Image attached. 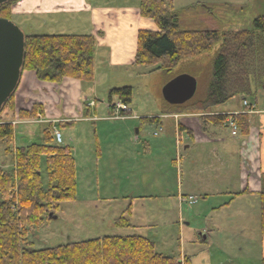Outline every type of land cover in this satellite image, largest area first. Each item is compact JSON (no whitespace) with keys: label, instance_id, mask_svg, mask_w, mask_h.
<instances>
[{"label":"rangeland","instance_id":"1","mask_svg":"<svg viewBox=\"0 0 264 264\" xmlns=\"http://www.w3.org/2000/svg\"><path fill=\"white\" fill-rule=\"evenodd\" d=\"M16 1L7 2L11 3L10 13ZM62 2L66 5H59L63 7L57 10L62 12L11 16L10 21L23 35L75 34L76 29L68 23L71 15L67 14V0ZM173 9L179 15L183 30L249 31L253 30V19L264 15V0H173ZM217 46L195 63L179 64L171 74L173 77L193 76L197 81L195 97L205 91ZM101 61H96L94 69L96 93L92 99L96 103V113L88 105L90 113L84 112L82 119L74 120L71 125L64 116L61 119L65 123L54 122V129L62 140L59 145L68 146L72 151L76 198L58 203V210L29 234L27 248L40 250L106 236L137 235L150 240L157 253L179 259L184 264L187 258L191 264H258L261 256L255 240L259 236L252 227L244 230L242 225H249L257 215L259 218L260 207L255 200L253 210L246 205V198L239 197L243 194L238 192L240 175L235 160L224 153L221 159V150L216 147L211 156L207 155L210 149L205 146L181 150L186 143L184 134L181 146L177 141L176 147L173 132L165 137L169 127L159 131L153 123L140 121V117L161 112L164 107L161 89L168 82V76L161 71L135 66L128 79L114 83ZM109 82L118 88L132 89L128 106L132 117L111 118L106 109ZM245 98L248 105L258 103V109L264 108L263 90ZM241 102L240 97H234L228 105ZM163 112L170 114L167 109ZM3 120L11 119L5 115ZM33 121H40V118L15 125V148L42 142L46 124ZM219 128L223 134L229 133L228 128L222 125ZM154 131L158 135L155 136ZM13 144L12 151L15 150ZM6 146L5 142L0 143V168L11 169L12 157L5 155ZM229 164L233 165L228 169ZM203 178L209 183L215 182L205 186L214 196L205 200L199 197L196 204H188L185 199L195 192ZM42 181L44 184L47 181L44 171ZM180 186L184 190L187 188L182 195Z\"/></svg>","mask_w":264,"mask_h":264},{"label":"trees","instance_id":"2","mask_svg":"<svg viewBox=\"0 0 264 264\" xmlns=\"http://www.w3.org/2000/svg\"><path fill=\"white\" fill-rule=\"evenodd\" d=\"M138 1L140 16L151 20L157 31L138 32L135 66L161 71L169 81L179 64L195 63L218 45L204 93L178 106L163 101L162 112L167 109L169 113L195 110L206 113L209 108L224 105L234 97L246 101V95L256 96L263 88L264 15L253 19V30L249 31L183 30L179 15L173 9V0ZM10 5L9 2L0 6V19L10 20ZM24 43L22 72H33L37 80L54 84H61L67 78L85 83L93 81L94 36L29 34L24 35ZM132 96L130 87L111 88L107 92V104L111 105L115 99L128 107ZM13 100L14 93L0 110V143L7 144L4 153L11 155L13 163L11 169L0 168V264H180L157 253L150 240L137 235L106 236L40 250L28 249L29 234L58 210V203L76 198V171L71 148L54 141L52 123H47L42 130L41 143L12 151L13 115L6 114L11 120L5 121L3 114L14 112ZM128 113L121 111V114ZM43 115V107L33 104L27 111L19 110L17 120H34ZM228 116H202L203 130L209 123L225 125ZM231 118L240 134L247 137L248 116L236 114ZM140 121L154 123L157 119ZM43 171L47 178L45 184ZM258 203L260 233L264 236V188L258 193Z\"/></svg>","mask_w":264,"mask_h":264},{"label":"crops","instance_id":"3","mask_svg":"<svg viewBox=\"0 0 264 264\" xmlns=\"http://www.w3.org/2000/svg\"><path fill=\"white\" fill-rule=\"evenodd\" d=\"M46 2L45 0H17L11 6V16H44L47 13L62 12L57 11L60 10V7H63L59 5H66L62 0H47ZM45 4L48 5L45 6ZM49 5L51 6L48 7ZM138 6V0H67V14L71 15L68 23L70 27L76 29L73 32L75 34L67 35H92L95 37L94 69H96V61L102 60L100 64L110 81H115L114 83H120L121 80L128 79L130 70H134L138 32L140 30L157 31V27L151 20L140 16ZM95 82L96 73L94 80L90 83L67 78L61 84H54L39 81L35 78L33 72L24 71L21 73L14 91V112L6 111L3 115H13L14 128L20 122L27 124L24 121L17 120L19 110L27 111L33 104H39L44 111L39 123H52L54 125L57 120L63 121L61 117L64 116L67 117V123L71 125L74 120L82 119L84 112L86 114L90 113L88 105L92 106L94 113H96V103L92 99L96 93ZM112 85L114 84L109 82L107 88H117ZM261 90L264 92V88ZM114 101L116 100L113 99ZM228 103L209 108L206 113L195 110L163 114L164 112L161 109L159 114H147L146 117H140L139 119L156 118L157 121L153 124L157 129L161 127L162 131L168 130L167 127H169V132L165 133V137H170V133L173 132L176 138V147L178 144L181 146L184 134L186 143L182 145L181 150H192L197 146H205L210 149L207 155L211 156L213 147H216V149L221 150L219 154L221 159L223 153L225 156L233 158L240 175L238 180L240 189L238 192L243 194L239 197L246 198V205L248 204L254 210V201H258V193L264 188V108L258 109V103L247 104L248 108L246 109L243 106V101L235 106L233 103L230 105ZM106 109L109 112L107 104ZM130 113H132V110H129V116L126 118L132 117ZM236 114H246L248 116L250 129L247 137H243L240 133L236 137H232L230 131L223 134L219 130L221 125L216 126L209 123L205 126L206 130H203L201 125V117L205 115L228 116ZM133 118L136 117L133 116ZM179 126L182 127V130H179ZM154 133L156 132L154 131ZM15 144L14 141V148L16 147ZM216 155L218 156V154ZM232 165L229 164L227 168H231ZM188 183L191 184V179L188 180ZM211 184H215V182L209 183L208 179H201L194 192L195 195L193 193L190 196L201 197L203 200L214 196L205 190V186ZM185 190L180 186V195ZM183 197L186 196H181V198ZM242 226L244 230L251 229L250 227L256 230V235L259 237H256L255 242L256 245L258 243L262 261L264 259V236L259 232L258 215L249 225L244 223ZM202 238H206L204 234ZM187 259L188 264H191L190 259ZM177 260L179 261V259ZM261 261L258 264H261Z\"/></svg>","mask_w":264,"mask_h":264},{"label":"water","instance_id":"4","mask_svg":"<svg viewBox=\"0 0 264 264\" xmlns=\"http://www.w3.org/2000/svg\"><path fill=\"white\" fill-rule=\"evenodd\" d=\"M8 1L0 0V6ZM24 47L23 33L10 20L0 19V110L18 85ZM196 89L193 76L180 74L163 85L161 95L167 104L178 106L191 100Z\"/></svg>","mask_w":264,"mask_h":264},{"label":"built area","instance_id":"5","mask_svg":"<svg viewBox=\"0 0 264 264\" xmlns=\"http://www.w3.org/2000/svg\"><path fill=\"white\" fill-rule=\"evenodd\" d=\"M243 105L246 106V102H244ZM121 110H126V107L123 104L119 103V102L115 103L112 106V111H113V113L115 115V118H118L119 112ZM226 126L229 129L230 134H231L232 137H236L239 134V127H238V125L236 124V122L232 118H228L226 120ZM54 139H55V141L57 143H61V137H60L59 133H57L56 131L54 132ZM186 201H188L187 202L188 204L194 205V204L197 203L198 198L197 197H189V198L185 199V202Z\"/></svg>","mask_w":264,"mask_h":264}]
</instances>
